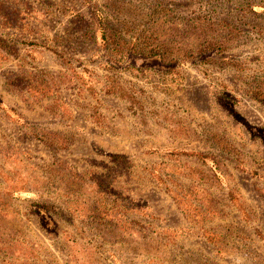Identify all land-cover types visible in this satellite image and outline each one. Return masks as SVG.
<instances>
[{
    "label": "rangeland",
    "instance_id": "374dc122",
    "mask_svg": "<svg viewBox=\"0 0 264 264\" xmlns=\"http://www.w3.org/2000/svg\"><path fill=\"white\" fill-rule=\"evenodd\" d=\"M263 6L0 0V264H264Z\"/></svg>",
    "mask_w": 264,
    "mask_h": 264
},
{
    "label": "trees",
    "instance_id": "16d2710c",
    "mask_svg": "<svg viewBox=\"0 0 264 264\" xmlns=\"http://www.w3.org/2000/svg\"><path fill=\"white\" fill-rule=\"evenodd\" d=\"M261 8H262L261 10L262 12H254L255 16L257 17L260 16L261 19L260 22L256 23L255 26H257V28L255 27L256 28L255 31L264 34V6ZM97 12L98 13L96 16V26L101 34V39L105 44H107V46L110 45L115 47L113 50H115L116 53L120 55L122 60L125 59L131 53L135 55H143L148 58L154 56H160L163 60H166L168 56L167 50H157L155 48H151L152 50L146 52L144 50L145 47H141V44L139 42L140 40L138 42H131L126 38L123 37L121 38L120 29L116 25H114L113 22L102 11L97 10ZM219 25L221 26L216 30V32L213 33L209 32L210 35L205 36L204 39L201 41L200 47L202 48L203 53H209L216 49L224 48L227 43L233 40H237L240 37L241 31L237 26L230 24L228 22H223ZM1 44L3 45L0 46L1 52L2 53L9 52L8 50L9 46H4V45H8V43L1 40ZM4 49H7V52H5ZM15 80H16V84L14 85L17 88L21 87V84L23 83V79H21L20 77H16ZM9 91L13 93L14 90L9 89ZM106 93L116 94L111 90H109V92ZM189 155H191L192 157L198 160L202 159L203 157V154H199V153H190ZM212 171L214 173L215 179L220 180L221 172L217 169L215 165ZM229 201L233 205H236V198L233 196V193L229 194ZM257 235L259 239L264 243V235L261 230H257Z\"/></svg>",
    "mask_w": 264,
    "mask_h": 264
}]
</instances>
